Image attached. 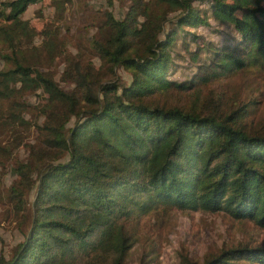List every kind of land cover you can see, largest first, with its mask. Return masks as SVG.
<instances>
[{"label": "trees", "instance_id": "trees-1", "mask_svg": "<svg viewBox=\"0 0 264 264\" xmlns=\"http://www.w3.org/2000/svg\"><path fill=\"white\" fill-rule=\"evenodd\" d=\"M45 1L0 3V126L11 130V157L29 151L8 197L11 213L31 220L0 264H126L138 228L176 211L264 230L263 103L230 82L264 71V0H117L128 3L124 16L106 11L76 53L58 20L38 30L23 18ZM211 19L231 29L229 41L199 33L221 32ZM183 260L264 264V243Z\"/></svg>", "mask_w": 264, "mask_h": 264}, {"label": "rangeland", "instance_id": "rangeland-1", "mask_svg": "<svg viewBox=\"0 0 264 264\" xmlns=\"http://www.w3.org/2000/svg\"><path fill=\"white\" fill-rule=\"evenodd\" d=\"M5 0H0V3ZM196 5H200L199 2ZM128 3L110 0H70L64 6L56 8L52 2L29 6L23 15L25 20L42 29L48 21L58 20L57 26L61 38L68 44L73 53L81 47H88L92 37L98 34L99 25L106 11H113L116 17L122 18ZM219 33H211L208 28H202L199 33L208 39L229 41L231 29L227 26H217ZM42 38H37L35 45H41ZM97 63L99 61L97 60ZM1 62V66H3ZM63 64L58 60L51 71L60 77ZM130 81L129 72L121 69L119 72ZM231 86L242 95H258L264 110V71L240 73L231 80ZM42 91L29 96L34 114L27 117L37 118L42 101ZM27 141H33V135L24 131ZM9 149V152L6 150ZM29 151L25 145L19 153L11 157V130L0 126V256L10 258L17 246L24 241L31 226V220L23 214L11 213V201L8 197L11 185L17 180L13 167L16 160H25ZM139 239L132 248L126 264H182L183 257L193 261H201L206 253L219 251L222 247L236 246L240 243L252 245L264 243V230L251 221L236 222L222 213L211 212H180L176 211L157 218L138 228ZM183 256V257H182Z\"/></svg>", "mask_w": 264, "mask_h": 264}]
</instances>
